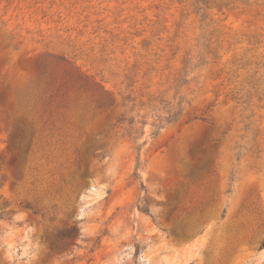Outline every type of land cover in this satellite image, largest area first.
Listing matches in <instances>:
<instances>
[{
  "label": "rangeland",
  "instance_id": "obj_1",
  "mask_svg": "<svg viewBox=\"0 0 264 264\" xmlns=\"http://www.w3.org/2000/svg\"><path fill=\"white\" fill-rule=\"evenodd\" d=\"M156 100L183 112L153 137ZM263 243L264 0H0V264H264Z\"/></svg>",
  "mask_w": 264,
  "mask_h": 264
},
{
  "label": "trees",
  "instance_id": "obj_2",
  "mask_svg": "<svg viewBox=\"0 0 264 264\" xmlns=\"http://www.w3.org/2000/svg\"><path fill=\"white\" fill-rule=\"evenodd\" d=\"M185 75L184 77H188V74L186 71H184ZM183 77V78H184ZM181 78L180 80H177L178 83L182 82L184 79ZM123 101L121 104L118 106L121 108V113L117 116L116 118V123L114 127L119 128L123 131L122 136L123 137H128L131 139L138 140L139 138L143 137L146 134V126L147 122H137L135 117H129L127 110L125 108L128 107V104L132 101L129 96H124ZM100 107L101 108H106L110 109L112 106L116 105V100L113 96V94H107L106 96H101L100 100ZM156 108H157V103L159 105H164L162 108L157 109V113L154 114L155 120L152 123V136L156 137L159 135L161 130L166 128L167 126L175 123L180 116L182 115L183 109H180L178 107H175V105H172V103H168L166 101L160 100L159 102H155ZM144 107V105L142 106ZM144 116L143 118H145ZM138 124H141V127H138ZM144 189V185H143ZM142 212L148 213L149 211L146 210L145 208L140 209ZM261 249H264V243L261 246Z\"/></svg>",
  "mask_w": 264,
  "mask_h": 264
}]
</instances>
